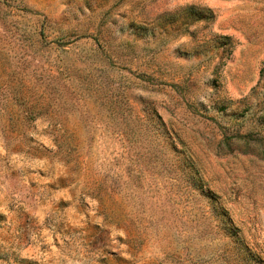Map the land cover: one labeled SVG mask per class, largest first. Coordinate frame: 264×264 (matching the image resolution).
Instances as JSON below:
<instances>
[{
	"label": "rangeland",
	"instance_id": "1",
	"mask_svg": "<svg viewBox=\"0 0 264 264\" xmlns=\"http://www.w3.org/2000/svg\"><path fill=\"white\" fill-rule=\"evenodd\" d=\"M0 264H264V0H0Z\"/></svg>",
	"mask_w": 264,
	"mask_h": 264
},
{
	"label": "trees",
	"instance_id": "2",
	"mask_svg": "<svg viewBox=\"0 0 264 264\" xmlns=\"http://www.w3.org/2000/svg\"><path fill=\"white\" fill-rule=\"evenodd\" d=\"M188 9L192 10V11H195L197 13H202V14L210 13V10H208V9H200L198 7H193V6L189 7ZM210 14H211V18H213L212 13H210Z\"/></svg>",
	"mask_w": 264,
	"mask_h": 264
}]
</instances>
